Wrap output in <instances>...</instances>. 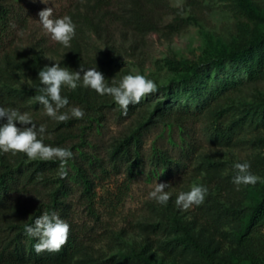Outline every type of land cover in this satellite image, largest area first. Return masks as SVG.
Masks as SVG:
<instances>
[{
    "label": "rangeland",
    "instance_id": "1",
    "mask_svg": "<svg viewBox=\"0 0 264 264\" xmlns=\"http://www.w3.org/2000/svg\"><path fill=\"white\" fill-rule=\"evenodd\" d=\"M251 2L264 13V0ZM46 7L53 8L55 18L71 17L76 28L70 47L53 41L43 29L38 13ZM255 26L264 30V20L248 16L238 0H48L47 5L40 0H0V107L28 113L37 128L44 124L46 131L39 138L46 145L69 149L73 158L68 171L75 174L74 165H81L93 182L87 194L79 181L70 180L72 190L65 198L69 212L65 216L55 210L82 245L80 257L113 263L136 249L157 264H187L186 257L170 251L183 227L221 253L242 256L235 223L227 220L225 210L247 209L264 185V124L245 116L264 101V77L251 80L246 70L228 67L215 79L213 72L204 99L223 78L237 84L206 105L185 98L174 102L162 88H185L178 85L183 71L174 68V61L213 57L247 37ZM38 53L47 67H96L109 86L113 81L118 85L125 75H143L156 83L157 91L124 116L111 96L84 87L81 79L75 90L62 86L69 104L61 111L79 107L83 119L58 122L32 101L11 105L7 94L9 86L27 88L40 81L39 72L16 70L18 63ZM188 102L191 112L176 113ZM160 105L172 108L173 114L161 116ZM135 132L141 138L142 162L140 171L131 175L128 164L113 157V149ZM159 153L169 165L159 162ZM8 155L15 157L12 161L18 157ZM244 162L260 177L255 185L233 183L234 164ZM157 183L170 185L165 189L171 193L167 204L150 198ZM193 185L206 187L207 194L202 204L184 211L175 204L176 197ZM51 187L39 186L19 195L18 201L31 210L51 203ZM255 239L264 256V226Z\"/></svg>",
    "mask_w": 264,
    "mask_h": 264
},
{
    "label": "trees",
    "instance_id": "2",
    "mask_svg": "<svg viewBox=\"0 0 264 264\" xmlns=\"http://www.w3.org/2000/svg\"><path fill=\"white\" fill-rule=\"evenodd\" d=\"M103 0H99L101 2ZM241 8L248 16L254 19L264 20V13L260 12L252 4L251 0H238ZM174 68L182 70L180 84L184 89L180 90L174 85L163 87L166 97L172 101L181 98L201 102L203 105L209 103L208 99L221 97L224 92L236 86V81L223 78L220 84L209 91L210 98L204 99L203 91L211 82L212 73L216 72L215 79L229 69L246 70L251 80L264 77V30L255 26L251 33L242 38L229 49L222 50L217 55L202 61L181 60L174 61ZM16 67V70H27L29 73H38L44 67L42 53L35 54L30 59H25ZM43 87L40 81L35 80L33 85L27 88L7 87L10 104L16 102L35 103L34 107L43 105L34 99L40 94L38 89ZM142 105H130V111ZM173 109L160 105L158 112L163 117L173 114ZM191 112L188 103L181 104L176 113L186 114ZM245 116L250 122L264 124V101L252 106L246 111ZM141 138L138 132L117 143L113 149V157L128 164L131 175L140 171L142 154L140 151ZM158 153V151H157ZM13 158L8 153L0 152V264H157L149 257L134 249L123 253L113 261H101L91 255L80 257L83 247L79 243L76 234L70 227L67 243L60 251L37 253L34 251L36 238L29 237L24 232L26 224L34 223L35 218L45 211L58 210L61 215H67L69 205L65 198L70 194L72 188L69 181L75 179L85 188V193H92L93 182L88 178V173L83 166L74 165L77 172L71 174L68 169L66 178H61L59 161L26 162L24 153H17ZM159 162L169 165V160L161 153L158 154ZM95 161H91L94 164ZM56 175V177H54ZM55 184H58L54 188ZM39 186L49 188L52 186L51 203H41L36 209L18 201L21 194H27ZM227 220L235 223L236 242L239 248L244 249L242 256H234L232 253H221L217 246L206 242L200 236L193 234L187 227L182 228V235L178 242L172 246L170 251L181 257H186L187 264H264V256L256 245L255 233L264 226V185L256 193L255 202L247 209H226ZM172 243V242H171Z\"/></svg>",
    "mask_w": 264,
    "mask_h": 264
},
{
    "label": "clouds",
    "instance_id": "3",
    "mask_svg": "<svg viewBox=\"0 0 264 264\" xmlns=\"http://www.w3.org/2000/svg\"><path fill=\"white\" fill-rule=\"evenodd\" d=\"M40 2L48 4V0H40ZM38 16L40 24L53 41L66 48L71 46L70 42L75 36L76 26L70 16L55 18L52 7L42 9ZM38 78L43 87L38 89L40 94L35 95L34 99L43 105L48 117L62 123L70 118L83 119L85 115L79 107H72L68 112L61 111L69 104L67 97L61 94L62 86L75 90L81 79L84 87L94 90L101 96H111L124 116H127L130 105L139 104L146 96L157 91L154 81L139 74L125 75L118 85L113 81V86H109L105 82L103 73L96 67L87 69L81 67L80 71H69L67 67L54 64L40 70ZM0 121H6L0 123V152H11L13 155L24 153L30 160L59 161V174L61 178H66V165L73 158V153L67 148L46 145L39 138L46 131L44 124L37 128L28 113L4 107H0ZM17 123L22 127H18ZM233 167L237 173L233 178L235 185H255L260 181V177L250 171L249 163H235ZM169 187L167 183H157L149 194L150 198L157 203L167 204L171 193L165 189ZM207 191L202 185H193L189 191H182L177 195L175 204L187 211L194 205L202 204ZM24 232L27 236L36 238L37 242L33 247L37 253L57 252L67 243L70 225L61 219L57 212L45 211L35 218L34 223L26 224Z\"/></svg>",
    "mask_w": 264,
    "mask_h": 264
}]
</instances>
